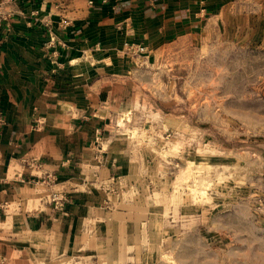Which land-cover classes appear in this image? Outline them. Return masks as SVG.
<instances>
[{
  "label": "crops",
  "instance_id": "obj_1",
  "mask_svg": "<svg viewBox=\"0 0 264 264\" xmlns=\"http://www.w3.org/2000/svg\"><path fill=\"white\" fill-rule=\"evenodd\" d=\"M235 3L15 0L4 7L0 264H119L143 241L160 210L150 203L160 169L150 138L129 134L141 131L131 122L147 100L138 84L170 44L224 32L239 16L228 12ZM127 43L145 51L128 53ZM54 192L67 194L63 210L50 202Z\"/></svg>",
  "mask_w": 264,
  "mask_h": 264
},
{
  "label": "rangeland",
  "instance_id": "obj_2",
  "mask_svg": "<svg viewBox=\"0 0 264 264\" xmlns=\"http://www.w3.org/2000/svg\"><path fill=\"white\" fill-rule=\"evenodd\" d=\"M235 2L144 69L129 134L152 141L160 210L119 264H264V0Z\"/></svg>",
  "mask_w": 264,
  "mask_h": 264
},
{
  "label": "built area",
  "instance_id": "obj_3",
  "mask_svg": "<svg viewBox=\"0 0 264 264\" xmlns=\"http://www.w3.org/2000/svg\"><path fill=\"white\" fill-rule=\"evenodd\" d=\"M15 0H0V29L3 26L4 21L7 18V14L4 12V7L13 3ZM88 3L92 5L94 3V0H88ZM125 50L128 53H143L145 51V48L142 46H138L136 44H129L127 43L125 45ZM3 120L0 118V122ZM68 199L67 194L62 192H54L50 196V202L52 203L54 209L56 210H63L65 203Z\"/></svg>",
  "mask_w": 264,
  "mask_h": 264
}]
</instances>
